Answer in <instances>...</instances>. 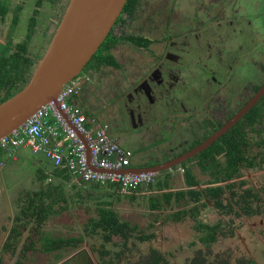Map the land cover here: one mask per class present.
Returning a JSON list of instances; mask_svg holds the SVG:
<instances>
[{"label": "flooded vegetation", "instance_id": "af4514ba", "mask_svg": "<svg viewBox=\"0 0 264 264\" xmlns=\"http://www.w3.org/2000/svg\"><path fill=\"white\" fill-rule=\"evenodd\" d=\"M69 1L0 0V55L23 57L21 76L30 71L32 76ZM240 1L131 0L108 34L111 40L106 57L90 65L89 61L76 76L81 81L78 103L84 111L107 121L118 141L147 147V154L152 153L151 149L157 151L159 162L204 144L228 125L264 85V33L256 30L254 18L240 14ZM24 13L27 30L21 31L18 24ZM50 24L54 27L51 30ZM245 25L252 29L248 32L249 41L238 37L245 33ZM235 37L240 41L228 45ZM244 116L207 147H227L222 142L230 132L239 139ZM244 126L251 136L249 143H242L241 147L252 149L248 156L255 165L243 166L233 179L219 182L224 187L235 183L232 190H225L224 197L225 202L231 200L234 209H220L208 200L199 218L207 224L221 223L223 230L232 229L234 234L238 226L249 222L263 236L264 228L252 220L260 218L264 225V144L256 145V140L264 139V116L259 124L252 116ZM201 152L183 162L198 165ZM239 157L237 165L242 164ZM217 158L223 161L225 151L218 153ZM199 172L203 180L212 176L210 171ZM13 211L9 209L10 225L5 226L4 232L0 225V257L3 256L4 264H10L3 249L13 224ZM182 223L188 224L181 220L164 222L165 227ZM194 234L191 244L184 245L188 253L182 264H196L200 251L215 264L251 260L261 264L248 254L233 256L224 249V242L229 243L234 235L220 233L206 245L200 238L203 233L195 229ZM259 235L255 238L261 240ZM147 253L142 251L137 257L132 254L130 261L124 259L119 264H146ZM170 258L161 264H171Z\"/></svg>", "mask_w": 264, "mask_h": 264}, {"label": "trees", "instance_id": "16d2710c", "mask_svg": "<svg viewBox=\"0 0 264 264\" xmlns=\"http://www.w3.org/2000/svg\"><path fill=\"white\" fill-rule=\"evenodd\" d=\"M249 1L247 0L246 3ZM257 1L259 2L253 6L255 15L258 9L264 10V5H260L262 0ZM130 4L131 0L127 1L126 7ZM250 10L251 8L248 5L241 4V15L249 16ZM262 14L264 15V13ZM255 26L259 33H264V21L259 27ZM110 40L111 38L108 36L91 58L89 65L99 62L102 57H106L105 53ZM261 41H264V38ZM22 60L23 57L15 55L11 57L7 54L0 55V102L21 90L30 80L31 71L30 73L27 71V74L22 73L21 76L20 63ZM86 114L89 117L96 116L89 114V112H86ZM252 116L255 117L257 124L262 122L264 95L259 103L241 119L239 139L234 138L231 132L229 135H225L222 145L227 147L206 148L197 156L199 159L198 165L192 166L187 162H182L179 165L183 166L184 171L180 172V175L171 172L170 169L161 171L156 176L155 182L148 187L150 191H158L156 193H142L141 191L145 187H139L132 193L123 194L116 191V184L101 185L84 179L76 181L75 175L65 164L49 168L41 166L36 173L38 181H41L40 187L24 193L26 194L24 199L20 198L17 200L18 203L16 202L17 210L3 251L7 255L16 252L21 245L24 231H28L30 233L29 238L21 249L23 255H27L28 251L33 250L34 256H46V264H56L69 257L77 250L82 249L85 241L89 243L90 250L97 254L100 264H119L123 256L136 255L139 243L152 242L158 236L155 229L156 221L163 220V212L169 208L173 210L165 215L163 222L171 220L185 221L187 218H191L195 221V229L203 233L200 238L206 245H210L215 241L220 233L233 236L234 231L232 229L229 231L223 230L221 223L207 224L199 216L203 208L208 205V200L213 201L216 207L220 209L226 207H229L230 210L234 209L231 200L225 202L224 197L225 190L227 188L232 190L235 183L226 184V187H224L219 182L233 179L237 172H241L243 166L255 165L252 158L248 156L249 151L252 149L248 150L249 147H241L242 143H249L250 141L251 135L244 131V123ZM259 129L260 127L257 130L259 131ZM262 144H264V139L256 140V145ZM221 151H225L223 161L217 158V154ZM5 154L7 152L0 145V162L4 159ZM149 157L150 162L145 163L143 160V164H140L142 167L159 163V153L157 151L152 152ZM238 157L242 163L241 165H237ZM255 160H257V157H255ZM261 166L264 165L261 164ZM175 167H178V165L174 166V169ZM199 170L210 171L212 176L207 180H203ZM175 178L184 180L186 187L175 189L173 187ZM203 184L205 185L202 186ZM231 195L235 198L233 193ZM124 198L131 199L132 202L142 199L147 200V207L151 211L150 214L154 215V221L143 228L139 224L125 219L115 207V202ZM71 200H75L76 203L89 200L87 203L91 202L92 206H95L96 213L83 223L82 230L78 234H72L71 231H68L69 234L67 232L58 234L48 230L49 220L69 209ZM147 252L146 257H144L146 264H161L167 260L163 251L154 246L149 247ZM86 253L85 250L81 252V255L84 256ZM33 259L37 258L34 257ZM81 259L76 258L74 261L70 259L62 264H75ZM24 260L19 259L16 264H26L27 259ZM0 264H4L3 256L0 257ZM83 264L94 263L87 256V258H84ZM196 264L215 263L207 261L204 252L200 251ZM221 264L228 263L223 261ZM238 264L257 263L251 260V263L242 261Z\"/></svg>", "mask_w": 264, "mask_h": 264}, {"label": "built area", "instance_id": "2783aa9c", "mask_svg": "<svg viewBox=\"0 0 264 264\" xmlns=\"http://www.w3.org/2000/svg\"><path fill=\"white\" fill-rule=\"evenodd\" d=\"M80 84L76 77L66 83L56 99L2 137L1 147L11 156L22 146H29L34 153L43 152L57 166L65 164L76 181L116 184V191L123 194L139 187L147 189L158 173L127 170L133 167L134 151L113 137L108 122L89 117L75 101ZM178 170L183 172V166L178 165ZM170 171L174 172V167Z\"/></svg>", "mask_w": 264, "mask_h": 264}, {"label": "water", "instance_id": "95a60500", "mask_svg": "<svg viewBox=\"0 0 264 264\" xmlns=\"http://www.w3.org/2000/svg\"><path fill=\"white\" fill-rule=\"evenodd\" d=\"M127 1H69L50 44L28 83L0 102V140L21 126L43 104L56 99L63 86L81 73L107 38ZM263 95L264 85L228 125L190 152L152 166L130 167L127 170L160 173L182 164L190 156L208 148L211 142L244 116Z\"/></svg>", "mask_w": 264, "mask_h": 264}, {"label": "rangeland", "instance_id": "374dc122", "mask_svg": "<svg viewBox=\"0 0 264 264\" xmlns=\"http://www.w3.org/2000/svg\"><path fill=\"white\" fill-rule=\"evenodd\" d=\"M246 1L247 0H241L240 3L243 5H248V7L251 8V10L249 11L250 14L248 13L249 16H247V17L254 18L253 19L254 25H257L259 27V25L263 24V21H264V15L262 14V13H264V10L258 9L257 14L255 15L254 14L255 9H253V6L255 5V1L250 0L247 3H246ZM237 2H238V0H237ZM260 3H261L260 4L261 6L264 5V0L260 1ZM22 16H23V18H21V21L19 23L20 25L18 24V28L21 31H25V30H27L26 29L25 13ZM258 23H260V24H258ZM53 28H54L53 25L50 24V30ZM251 30L252 29H250V27L245 25V31H243L245 33L240 34V36H238V37H240L241 40L245 39V41H249L248 32ZM240 39L235 37L234 39L229 40L227 44L230 45L232 43H236V42L240 41ZM248 44L249 43H246V46H248ZM33 54H36V51H33ZM99 120L104 121L101 118H99ZM104 122H107V121H104ZM113 137H115V136L113 135ZM119 142L124 147L130 148L133 151L135 150V157L133 158L134 159L133 164H136V165H140L141 163L143 164V160L145 163L150 162V160H149L150 157H149V155L148 156L145 155V153H144L145 151H144L143 147H137L135 144H132L127 140L119 141ZM25 151L28 153H25L26 156L23 157L24 159L22 158V163L20 164V166H17V167L13 166L12 168H9V165H8V166L4 167L2 175H1V179L6 184L8 183L7 184L8 188L11 190L10 191L8 189L9 195L12 197L13 206H15L16 202L18 203V201H16V194H21L22 192L25 193L28 191L30 192L31 190H34L36 187H40V185H41V181H38V179L36 177L37 170L32 169L33 157L42 162L43 168L49 167V164H51V160L43 152L33 154L29 150H25ZM180 172L182 173V171L178 170V167H175L173 173L180 175ZM200 175H201V173H200ZM257 178H258V180H260L259 177H257ZM32 181L34 183H32ZM35 182H37V184ZM204 185L205 184H203L202 186H204ZM173 187L175 189L186 187L185 181L175 178V181L173 182ZM141 192L150 194V193H156L158 191H156V190L150 191L147 188V189H143ZM25 195L26 194H24V196H22L23 199H24ZM2 201H3V196H2L0 203ZM88 201L89 200H87V202ZM140 201L132 202L131 199L124 198L120 201H116L115 207L121 212L122 216L125 219H128L129 221H131L133 223H137L140 225V227L145 228L150 222L154 221L155 217H154V215L150 214L151 211L147 207L148 201L143 200V199ZM87 202L83 201V202L76 203L75 200L74 201L71 200V203L69 204V209L61 212L58 215L53 216L49 220L48 227H47L48 230H50L53 233H58V234L66 233V232H67V234H69L68 231H71L72 234H76V233L78 234L82 230L81 226L83 225V223L85 221H87L88 218H90L92 215H94L96 213L95 206H92L93 204L91 202L90 203H87ZM16 210L17 209H14L13 214L16 212ZM171 210H173V209L169 208L165 212H163L164 217H165V215H168V213ZM6 212H7V214L9 213V211H7V210H5V208H3L0 211V215L4 216ZM200 216H202V215H200ZM164 217H163V220H164ZM3 218L2 219L0 218V221L4 223V226L9 227V225H10L9 219L7 217H3ZM163 220L159 219L158 221H156L155 229L157 231L158 236L155 239H153L152 242H141V243H139L138 244V251L136 252L137 255H135V256L137 257L138 255H140V253H142V251H144V253H146L149 250L148 245L149 246L151 245V247L154 246L157 249L163 251V253L167 256V258H169V256H170L171 257L170 261H172L171 264H182L183 261L185 260L186 254L188 253V252H186L187 249L184 247V245H186V244L190 245L193 238L196 236V234H194V232H195V227H194L195 223L194 222L195 221L193 222L191 218H187L185 221L189 225L186 223H182L181 225L178 224V225H174L171 227L170 226L165 227L166 225L164 224ZM252 221H254V223H256V225L259 226L261 229L264 228L263 223L261 224L260 218H256L255 220H252ZM0 225H2V223H0ZM5 230L6 229L4 228L3 232ZM258 232L261 233L262 230H260ZM29 234L30 233L28 231H26V232L24 231V234L22 236V241H27V239L29 238ZM258 235L259 234L256 233L252 229V223H249V222L242 223L236 229V233L234 234V236L229 239V243H225L222 240V242H224V244H223L224 249L227 250L228 253H231V255H233V256L238 255V254L239 255L240 254H248L251 257H253L254 259L258 260L261 264H264V235L263 236L259 235L261 237V240L255 238ZM159 244H161V246ZM173 244L175 245L174 248H169ZM86 247H88L90 254L92 255L93 262L95 261L96 264L100 263V260L97 256V254L95 252H93L92 250H90V245L87 244ZM168 248H169V250H168ZM45 257L39 255L36 257L37 259H35V260L31 259L30 261H29V259L31 257H29V259H27L26 264H29V262L32 264H39L40 262L46 263ZM132 257L133 256H131V257L130 256H123L122 260H124V259L129 260V259H132ZM92 258H91V260H92ZM7 261H9L10 264L12 263V260L10 261L9 258L7 259Z\"/></svg>", "mask_w": 264, "mask_h": 264}, {"label": "crops", "instance_id": "0c3cea01", "mask_svg": "<svg viewBox=\"0 0 264 264\" xmlns=\"http://www.w3.org/2000/svg\"><path fill=\"white\" fill-rule=\"evenodd\" d=\"M75 101L78 103V98L75 99ZM79 104V103H78ZM122 145V144H121ZM144 149V153L146 156H151V154H147L146 151H147V147H143ZM25 150H29L30 152H32L33 154H37V153H34L31 148L29 146H22L20 147L17 152L15 153L14 156H11L7 151V154H5V157L4 159L0 162V201L2 199V196H3V201L0 203V211L1 209L5 208V210H8L11 208L12 211L14 209H17V204H15V206H13L12 204V197L9 195V191H8V183L6 184L2 179H1V175H2V172H3V169L4 167L8 166L9 165V168H12L13 166L17 167V166H20V164L22 163V158L25 157V153H28L26 152ZM151 151L153 152V150L151 149ZM28 157V156H27ZM134 157H135V150H134ZM24 159V158H23ZM32 162H33V166H32V169H35L37 170L38 168H41L42 166V162L40 160H37L36 158L33 157L32 159ZM133 162H134V159H133ZM2 163V164H1ZM56 164L53 163L51 161V164H49V167H52V166H55ZM57 166V165H56ZM132 166L133 167H142L141 165H136V164H133L132 163ZM48 167V168H49ZM158 175V174H157ZM32 183H34L32 181ZM37 184V182H35ZM10 190V189H9ZM11 191V190H10ZM27 193V192H25ZM24 192H22L21 194H16V201L20 198H23ZM12 204V205H11ZM4 205V206H3ZM3 207V208H2ZM7 212L5 213L4 216H1L0 215V218L2 219L3 217H7ZM5 222V221H4ZM0 223H2L3 225V228H5L4 226V223L0 221ZM27 241H22L21 242V245L19 246L18 250L16 252H11L10 254H8V258L9 260L11 261L12 260V263L11 264H16V262L21 259V260H24L26 261V259H29V257H31L32 259L34 257H37V256H34V251L33 250H30L27 255H23L21 249H22V246H24V244L26 243ZM87 244L84 243L83 245V248L80 249V250H77L76 252H74L72 255H70L69 257L57 262L56 264H62L64 263L65 261H68L70 259H72L73 261L76 259V258H82L79 262H77L78 264H83L84 263V258L88 256L89 259L92 258V255L90 254V251L88 249V247H86ZM84 249V250H83ZM87 251V253L83 256L81 255V252L83 251ZM43 256V255H41ZM93 259V258H92ZM31 260V259H30ZM79 260V259H78ZM95 262V261H94ZM43 263V262H42ZM75 263V264H77Z\"/></svg>", "mask_w": 264, "mask_h": 264}]
</instances>
